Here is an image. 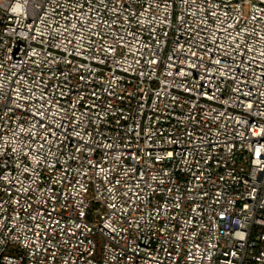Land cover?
<instances>
[{"label": "built area", "instance_id": "2783aa9c", "mask_svg": "<svg viewBox=\"0 0 264 264\" xmlns=\"http://www.w3.org/2000/svg\"><path fill=\"white\" fill-rule=\"evenodd\" d=\"M0 264H264V0H0Z\"/></svg>", "mask_w": 264, "mask_h": 264}]
</instances>
